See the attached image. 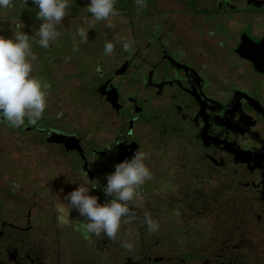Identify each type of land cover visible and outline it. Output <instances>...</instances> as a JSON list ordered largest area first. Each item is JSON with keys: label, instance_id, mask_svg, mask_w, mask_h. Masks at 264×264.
Here are the masks:
<instances>
[{"label": "flooded vegetation", "instance_id": "af4514ba", "mask_svg": "<svg viewBox=\"0 0 264 264\" xmlns=\"http://www.w3.org/2000/svg\"><path fill=\"white\" fill-rule=\"evenodd\" d=\"M184 3L202 17L191 35L148 20L131 53L121 47L100 63L90 96L95 134H74L80 150L46 143L77 157L73 176L102 205L112 199L107 175L139 149L147 153L153 179L135 203L138 219L122 225L116 242L93 243L74 230L78 221L77 245L67 233L59 252L14 202L0 210V264H264V0ZM148 10L143 16L153 18Z\"/></svg>", "mask_w": 264, "mask_h": 264}, {"label": "rangeland", "instance_id": "374dc122", "mask_svg": "<svg viewBox=\"0 0 264 264\" xmlns=\"http://www.w3.org/2000/svg\"><path fill=\"white\" fill-rule=\"evenodd\" d=\"M90 2L69 0L67 15L58 29L61 36L47 49L36 43L39 37L35 34L43 21L37 18L39 9L33 0H27V5H23L22 0H14L13 7L0 8V35L11 38L17 26L23 25L21 31L29 35L32 50L37 56L33 75L51 84L43 117L36 124L39 128H54L76 135L95 134L94 126L99 114L90 98L93 81L100 63H110L123 48L122 38L130 40L132 36L143 35L148 20L159 19L170 20L180 31L187 30L191 35V25L202 18H195L189 13L184 0H156V6L149 9L152 11L147 9L153 18L143 16L147 11L145 9L138 11L134 6L124 9L121 0H116L115 8L119 15L112 18L114 27L109 29L107 22H97L94 29L88 30V43L80 44V38L76 37L79 46L74 51V34L78 28L87 27L84 23L86 18L91 19L87 11ZM109 41L115 45V49L111 55H105L104 46ZM67 57L70 59L66 62ZM100 69L103 70L102 66ZM29 125L27 118L20 128L8 127L0 122V210L11 212L14 202L24 212L30 209L37 228L45 234L47 244L61 248L59 252L63 251L64 235L68 233L69 239H72L69 246L74 248L77 237L73 228L78 221L84 222L85 218L80 216L77 209H71L69 218L72 226L67 228L58 217L64 215L67 218L68 201L65 197L82 183L73 176L77 157L66 154L58 146L47 145L36 132H24L23 128ZM14 185L20 187L17 189ZM6 192H11L10 196L15 200ZM98 203L102 205L99 198Z\"/></svg>", "mask_w": 264, "mask_h": 264}, {"label": "clouds", "instance_id": "9594fccd", "mask_svg": "<svg viewBox=\"0 0 264 264\" xmlns=\"http://www.w3.org/2000/svg\"><path fill=\"white\" fill-rule=\"evenodd\" d=\"M27 5V0H22ZM39 9L37 18L43 21L38 30L36 41L44 49L50 47V43L59 40L61 32L59 27L63 25V18L67 15L69 0H33ZM116 0H91L87 11L91 19H85L87 27L78 28L73 36L74 51L78 49L76 37L80 38V44L88 43V30L94 29L97 22H107L106 27H114L112 18L119 15L115 8ZM137 10L147 7L146 0H135ZM14 6V0H0V8ZM23 25H18L11 38L0 35V120L6 122L12 128H20L27 118L28 123L36 125L42 119L47 106V97L50 94L51 84L41 81L33 75L34 62L37 60L32 50V43L28 34L21 31ZM34 39V38H33ZM133 41L122 38L123 49L131 53ZM115 45L107 42L104 46L105 55L114 52ZM70 57L66 58L69 60ZM99 71V68L97 69ZM111 149V147H109ZM148 154L140 149L131 160H124L115 166V172L107 175V186L104 193L112 197L109 202L101 205L98 197L89 194V187L80 186L68 193L65 200L68 201L67 218L64 215L58 217L65 225H71L70 210L77 209L84 222H80L74 230L81 231L89 243H93L92 237H106L116 242L122 225H127L138 219L135 211V203L143 199L142 186L153 179L152 173L145 164ZM82 175L88 179V174L82 169ZM72 182H76L71 180ZM19 188V185H14ZM95 188V187H93ZM143 223L150 233L158 230V224L153 221L151 215L144 213ZM130 235V233H127ZM121 246L129 251L134 245L128 241H122Z\"/></svg>", "mask_w": 264, "mask_h": 264}, {"label": "water", "instance_id": "95a60500", "mask_svg": "<svg viewBox=\"0 0 264 264\" xmlns=\"http://www.w3.org/2000/svg\"><path fill=\"white\" fill-rule=\"evenodd\" d=\"M0 122L3 123L4 121L0 120ZM23 131L24 132L36 131L38 133L46 134V139H45L46 143L62 145L66 151L80 150L79 139H77L76 135L74 134H69L64 131H60L53 128H48V129L39 128L36 125H29L23 128Z\"/></svg>", "mask_w": 264, "mask_h": 264}, {"label": "trees", "instance_id": "16d2710c", "mask_svg": "<svg viewBox=\"0 0 264 264\" xmlns=\"http://www.w3.org/2000/svg\"><path fill=\"white\" fill-rule=\"evenodd\" d=\"M132 1H135V0H121V5L124 9H130L131 5L133 4L134 7H137L136 6V3H133ZM152 0H146V3H150ZM151 4V3H150ZM133 7V6H132Z\"/></svg>", "mask_w": 264, "mask_h": 264}]
</instances>
